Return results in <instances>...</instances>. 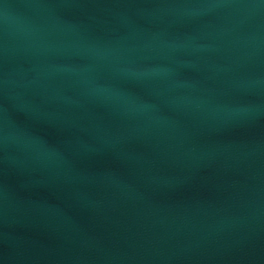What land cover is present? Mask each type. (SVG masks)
Returning <instances> with one entry per match:
<instances>
[{
	"label": "water",
	"instance_id": "1",
	"mask_svg": "<svg viewBox=\"0 0 264 264\" xmlns=\"http://www.w3.org/2000/svg\"><path fill=\"white\" fill-rule=\"evenodd\" d=\"M0 264H264V0H0Z\"/></svg>",
	"mask_w": 264,
	"mask_h": 264
}]
</instances>
